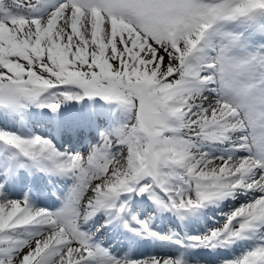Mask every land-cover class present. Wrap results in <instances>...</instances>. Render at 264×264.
Here are the masks:
<instances>
[{"label":"snow or ice","instance_id":"obj_1","mask_svg":"<svg viewBox=\"0 0 264 264\" xmlns=\"http://www.w3.org/2000/svg\"><path fill=\"white\" fill-rule=\"evenodd\" d=\"M38 3L28 0L32 13ZM5 4L0 0V10ZM258 18H264V0H62L40 15L6 13L0 19V105L18 109L67 86L114 101L131 116L87 154L62 153L39 135L0 131V141L33 165L47 162L76 179L54 212L0 191V264H185L172 257L117 259L82 224L101 209L116 208L124 193H150L177 213L238 188L264 194V43L240 55L241 35L227 27ZM82 98L52 92L44 106L56 111ZM236 133V147L249 155L213 160L193 151ZM133 219L137 235H158L149 222ZM259 226L264 195L235 210L221 228L189 239L215 247ZM21 230L26 238H17ZM227 264H264V242Z\"/></svg>","mask_w":264,"mask_h":264},{"label":"bare ground","instance_id":"obj_2","mask_svg":"<svg viewBox=\"0 0 264 264\" xmlns=\"http://www.w3.org/2000/svg\"><path fill=\"white\" fill-rule=\"evenodd\" d=\"M252 47L251 44H249L248 40H243L242 41V47L240 49H238V54L240 53H246L248 49H250ZM258 46H256L257 48ZM209 90H205L204 91V95L208 94ZM76 105L73 107L72 112L75 114V117L77 119L76 125L78 127H83V125L85 123H87L90 119L86 116H84L83 114H79L78 111H84L87 110L89 111L90 115L92 117V106L90 104V102L88 100H86L84 97L82 99H74ZM193 111L195 112L196 109L194 108ZM96 112L98 115V130H97V135L95 136L93 134V136L95 137V139H98L100 136H102L105 132L107 131H111V130H115L112 133H110L111 135L115 136V133L118 129L122 128L124 125L123 123L120 124V122H117V119L110 114L109 112V107L105 104H101L99 106H97L96 108ZM86 117V118H85ZM39 120V119H37ZM48 135L52 136V143L56 146L57 150L60 151L62 149L61 145L57 142V138L55 136L52 135V133H48ZM213 143L219 142V141H211ZM207 150H210L211 147L209 145L206 146ZM121 150V146H117L114 147L112 149V152H119ZM201 153H205V152H201ZM214 153V152H213ZM213 153L210 155L209 153L206 152L207 156L209 159H213ZM118 157V156H117ZM242 157V156H241ZM237 157H233V160H235ZM240 158V157H239ZM47 163V162H46ZM46 163L42 164L45 165ZM10 169V166L6 167V169L4 171H2V173L7 172ZM34 169H36V166H34ZM57 178L60 177H66L67 176L64 173H59L57 176ZM68 179L70 180L69 176ZM2 183V181H0V184ZM44 188V186H43ZM15 195H21L23 197V199H27L29 204L32 205L34 208L37 205H43V206H49L52 204V201L47 199L44 192L42 194L39 193H33V191H31L30 189H21L18 192H13ZM243 193V192H242ZM254 193H260L258 190H254ZM243 195V194H241ZM224 198L222 199H218V200H214L212 202H214V204H210L206 206L208 207V209H213L214 207H216L217 205H219ZM256 198H254V196H252L248 201H246L244 203L243 200H241L240 202L234 200V206H236V208L238 209L239 207L246 205L248 203H251L252 201H254ZM11 200H17L19 201V197H16L14 199ZM140 204V202L138 200H132L131 204H130V209H135L136 207H138ZM47 208V207H46ZM224 208H228V206L224 207ZM233 209V208H231ZM113 210V208H109V209H101L100 211H98L96 213L95 216H93L92 218L98 221V224H104L102 229L106 232V230H108L105 234V238L100 241V242H95L96 244H98L100 247L104 248L107 246V242H114L116 247L120 248V252L123 251V249L127 248V246H130V249L127 252H124L122 255H119V251L114 253H110L113 254L115 258L117 259H126L128 257H130L131 255H137L138 258L136 260H147L149 258L152 257H161L162 253H165L167 256L166 257H172V258H183L185 261V264H187L186 262V258L188 257L187 254L182 255L183 250L181 248H171L168 246H161L159 250L153 252L152 250H150L149 248H146L144 251L143 256L141 257V254L139 252H136V246L138 244L135 235H132L131 237L127 238L126 234L124 232H120V235H117L115 237L110 235H107V233L113 229V228H117L112 222L108 221V216L110 215L111 211ZM198 213V218H203L205 217V213L200 210ZM153 217L157 220H160L161 214L157 211H155L153 213ZM156 228H161L160 225H155ZM103 230L100 231L99 235H101L103 233ZM259 232V229L256 230V233ZM17 238H26V233L24 232V230H21L20 234L17 236ZM105 240V241H104ZM131 243V245H130ZM248 245V244H246ZM258 244H255L253 248H255ZM252 249H246L242 252H239V254L233 258L231 261L236 260L237 258L241 257L242 255L246 254L248 251H250Z\"/></svg>","mask_w":264,"mask_h":264},{"label":"rangeland","instance_id":"obj_3","mask_svg":"<svg viewBox=\"0 0 264 264\" xmlns=\"http://www.w3.org/2000/svg\"><path fill=\"white\" fill-rule=\"evenodd\" d=\"M58 1H59L58 4L62 2V0H58ZM32 2H34V0H32ZM40 2L36 5L37 8L39 7ZM6 13H11L13 15H37L36 13L31 12V9L28 7V0H6V4H5L4 8L2 10H0V19H2ZM263 19L264 18H258L257 21H259V20L262 21ZM227 27H229V26H227ZM232 29H234V32L240 34L241 37H246L247 34L251 33V29H249V32H248V28H246V27L233 26ZM236 29H239V30L236 31ZM243 32H246V35ZM261 43H263V41H261ZM65 87H66V90L69 89V87H67V86H65ZM79 91H80V93H83V91L81 89H79ZM201 146H202V144H199L197 146V148L193 149V151L197 152L198 150H200ZM214 156H217V158H220V155H218V154L214 155ZM146 182H149V181L146 180ZM177 186L182 187V185H179V184ZM150 196H151V194H150ZM161 198L167 200V196L164 193H163ZM165 213L170 214L172 216V219H174V222H173L174 223V229L176 230V232L178 234H180V229H178V227L175 225V221L185 220L187 217H189V215H193L195 213V210L191 211V212H182V213H177L174 210H172V211H165ZM219 214H221V213H219ZM217 217H219V216L217 215ZM227 219L226 220L222 219L221 222L225 224ZM224 224L218 225V226L222 227Z\"/></svg>","mask_w":264,"mask_h":264}]
</instances>
